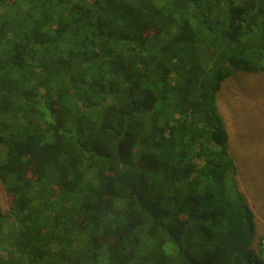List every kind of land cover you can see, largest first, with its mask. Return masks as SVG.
Wrapping results in <instances>:
<instances>
[{
	"label": "trees",
	"instance_id": "trees-1",
	"mask_svg": "<svg viewBox=\"0 0 264 264\" xmlns=\"http://www.w3.org/2000/svg\"><path fill=\"white\" fill-rule=\"evenodd\" d=\"M264 72V0H0V264H264L217 104Z\"/></svg>",
	"mask_w": 264,
	"mask_h": 264
},
{
	"label": "rangeland",
	"instance_id": "rangeland-1",
	"mask_svg": "<svg viewBox=\"0 0 264 264\" xmlns=\"http://www.w3.org/2000/svg\"><path fill=\"white\" fill-rule=\"evenodd\" d=\"M217 104L229 134L240 189L255 212L258 234H264V72L237 73L227 79ZM10 205V195L0 182V210L7 211Z\"/></svg>",
	"mask_w": 264,
	"mask_h": 264
},
{
	"label": "built area",
	"instance_id": "built-area-1",
	"mask_svg": "<svg viewBox=\"0 0 264 264\" xmlns=\"http://www.w3.org/2000/svg\"><path fill=\"white\" fill-rule=\"evenodd\" d=\"M261 250H262V256L264 258V240L262 241Z\"/></svg>",
	"mask_w": 264,
	"mask_h": 264
}]
</instances>
